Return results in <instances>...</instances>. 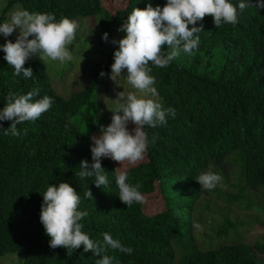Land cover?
Returning <instances> with one entry per match:
<instances>
[{
    "label": "trees",
    "instance_id": "16d2710c",
    "mask_svg": "<svg viewBox=\"0 0 264 264\" xmlns=\"http://www.w3.org/2000/svg\"><path fill=\"white\" fill-rule=\"evenodd\" d=\"M5 1L0 23L15 4L29 12L54 14L57 21L99 15V38L106 45L134 8L143 9L148 4L163 7L167 3L124 0L112 10L102 0ZM231 2L238 5L240 0ZM245 2L249 6L238 9L235 25L222 23L216 28L210 15L196 23L202 31L196 34L199 45L193 51L211 54L217 49L221 56L215 77L211 76L215 68L198 73L195 63L187 65L176 59L164 68L149 65L163 108L175 109V116L167 115L166 125L145 126L149 144L144 159L135 165L124 162L121 167L127 171L129 183L140 185L145 198H161L162 209L152 213L145 211V202L131 207L122 203L113 173L120 164L111 158L101 159L109 181L104 188L96 187L95 177L81 179L75 175L81 160L92 163L91 137L99 135L95 115L101 109L95 91L108 79L116 49L106 52L104 61L94 62L82 87L67 96L54 88L44 66L31 58L24 66L33 69L32 78L14 75V68L0 49V109L9 93L26 94L35 87L40 92L34 99L47 95L53 100L37 120L17 125L19 136L0 130V256L23 252L17 264H95L100 256L85 252L83 245L70 257L66 249L49 246L51 238L40 220L42 195L50 184L58 186L64 181L81 197L79 210L88 213L81 223L91 239L102 240L103 233L108 232L133 249L125 254L109 248L107 254L118 264H264V237L250 242L238 240L239 229L246 231L249 223L235 215L232 219L228 213L211 240L188 223L192 213L187 206H195L203 191L195 178L211 164L229 157L232 159L228 162L234 163L235 156L240 161L238 184H229V193L206 190L205 194L225 204L259 210L264 216V205L257 206L249 199L250 194L258 192L264 201V9L255 7L257 0ZM105 32L107 41L102 39ZM101 71L105 76L99 75ZM107 116L99 124L107 123ZM10 124L0 121L3 129ZM133 127L130 122L129 130ZM225 170L224 185L230 169ZM88 188L94 200L85 197ZM213 212L210 210L205 219L209 214L220 218L219 212L217 216ZM229 231L232 236L227 235Z\"/></svg>",
    "mask_w": 264,
    "mask_h": 264
},
{
    "label": "clouds",
    "instance_id": "9594fccd",
    "mask_svg": "<svg viewBox=\"0 0 264 264\" xmlns=\"http://www.w3.org/2000/svg\"><path fill=\"white\" fill-rule=\"evenodd\" d=\"M248 6L245 0H240L238 5L231 0H167L163 7L148 4L143 9L134 8L118 29L126 32V35L112 41L118 43L119 47L114 51L110 79L117 84L118 78L126 70L127 82L135 91L123 89L116 93L112 99L113 107L108 108L112 112L111 122L107 126L100 125L99 135L91 137V165L86 159L81 160L80 170L75 175L81 179L95 177L96 187L104 188L109 181L101 159L111 158L120 164L113 173L122 203L127 207L144 203L140 185L129 183L127 171L121 166L124 162L135 165L144 159L149 144L145 126L154 128L166 125V116H175V109H165L159 102V94L154 86L155 77L150 74L149 65L164 68L181 52L191 55L199 45L200 38L196 34L202 31V27H197L196 23L206 15L213 17L216 28L222 23L235 25L238 22V9L242 11ZM255 7L264 9V0H257ZM78 27L76 20L67 17L57 21L51 13L17 8L0 23V35L6 41L0 44V49L5 54L4 59L14 68V75L22 74L23 78L30 79L33 69L24 65L33 56H38L43 62L52 60L60 64L73 60L69 46L74 43ZM17 30L15 42L8 39ZM102 39L108 40L107 32L103 33ZM165 46L168 51H165ZM99 75L103 77L105 72L101 71ZM39 92L40 89L35 87L26 94L7 95L6 104L0 109V121H11L6 129L0 125L5 135L19 136L17 125L35 121L50 109L53 103L51 97L44 95L34 99ZM130 122L134 125L132 130L128 128ZM195 179L203 190H213L217 186L226 188L222 176L211 168ZM42 197L40 220L51 238V248H64L70 257L74 250L83 245L85 252L92 251L100 256L95 264H114L115 257L107 254L109 248L125 254L133 252L131 247H125L108 232L103 233L102 240H93L83 231L81 221L88 213L79 210L81 197L70 183L62 181L58 186L50 184ZM85 197L94 200L89 188ZM194 226L198 229L201 227L199 224Z\"/></svg>",
    "mask_w": 264,
    "mask_h": 264
},
{
    "label": "rangeland",
    "instance_id": "374dc122",
    "mask_svg": "<svg viewBox=\"0 0 264 264\" xmlns=\"http://www.w3.org/2000/svg\"><path fill=\"white\" fill-rule=\"evenodd\" d=\"M103 4L110 7L112 10L120 7L124 0H102ZM6 1L0 0V14L2 13V8L5 6ZM17 8H22L20 4H15L11 7V9L5 14V16L9 17L11 12ZM79 24L78 29L76 30V37L73 45H70V51L73 54V60L70 62H66L64 64H60L59 61L45 60L44 62L38 57L33 56L31 59L44 66L46 73L49 76L54 88L60 92L62 95L67 96L72 91L79 89L82 87L84 83V79L88 74V70L90 66L96 61H104L106 56L105 53L112 49H118L119 45L112 43L113 40H119L126 35V32L118 31L111 43L101 44V39L99 38V15L92 16H78L73 18ZM120 28V27H119ZM18 34V30L8 37V39L15 42L16 35ZM5 38L0 35V44L5 43ZM219 51L214 49L211 54H205L204 52L193 51L191 55L181 52V54L176 58V60L182 61L187 65L195 63L194 70L198 73H202L206 70L215 68V72L211 74V76L215 77L217 72L219 71L218 65L221 62ZM45 63V64H44ZM151 74V73H150ZM127 72L126 70L122 73V76L118 78L117 84L110 79V74L108 79L106 80L104 86L101 89H97L95 91L96 103L101 106L100 112L95 115V125L96 128L100 125L107 126L111 122L112 112L109 110L113 107L112 99L115 98L116 93L119 91H135L130 84L127 82L126 78ZM159 102L162 104L161 98L158 96ZM91 103V102H90ZM109 108V109H108ZM91 109V108H90ZM90 112L92 110H89ZM110 115V116H107ZM107 116L108 122L105 124H99L102 121V118ZM134 128V127H133ZM232 154V153H231ZM228 159L223 160L219 164H211V168L217 174L223 176L226 173V170H229V181L226 182V188H222L217 186L213 189L211 193H229L227 188L229 184L236 182L238 184L239 172H240V164L238 162L239 158L235 156L234 163H229ZM229 165V169L227 168V163ZM225 167V169L223 168ZM234 178V179H232ZM226 179L223 178L222 183L225 184ZM240 187V185H239ZM206 190H201L200 198L197 200L196 205L188 208L191 209V220L188 222L194 226L199 220L202 223H199L201 226L199 232L201 235H205L209 240L215 237V233L221 228L223 224V220L228 219V213L231 215L232 219L235 215L241 221L249 223V226L246 228V231H243L244 228L239 229L238 240L245 241H255L256 239H262L264 237V216L262 212L259 210L248 208L244 205H233V204H225L223 200L219 198L210 197L205 194ZM208 193V192H207ZM210 193V194H211ZM249 195V192H248ZM249 199L252 203L257 206L261 203L264 205V201L261 199L258 192L252 193L249 195ZM145 211L147 213H152L156 210L162 209L163 202L161 198L157 195H152L145 198ZM217 204V206H215ZM186 207V206H185ZM202 208V213H200V209ZM213 210L214 216L219 214L221 221L219 219L212 218V215L209 214L210 217L208 220L205 219V215ZM219 212V214H217ZM204 216V220L202 217ZM203 221L205 223H203ZM186 222V221H185ZM261 223V226L258 224ZM241 224V222H238ZM232 229V228H231ZM231 231V230H230ZM228 232L227 235H231V232ZM236 231V230H235ZM224 238L221 237V240ZM23 252L17 253H7L5 255L0 256V264H17L19 259H22ZM20 259V260H21Z\"/></svg>",
    "mask_w": 264,
    "mask_h": 264
}]
</instances>
